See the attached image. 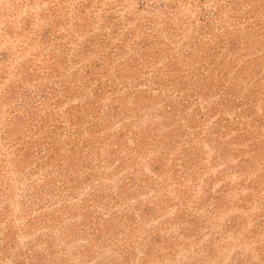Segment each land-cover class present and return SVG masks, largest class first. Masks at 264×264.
Returning <instances> with one entry per match:
<instances>
[{"label":"rangeland","instance_id":"1","mask_svg":"<svg viewBox=\"0 0 264 264\" xmlns=\"http://www.w3.org/2000/svg\"><path fill=\"white\" fill-rule=\"evenodd\" d=\"M0 264H264V0H0Z\"/></svg>","mask_w":264,"mask_h":264}]
</instances>
